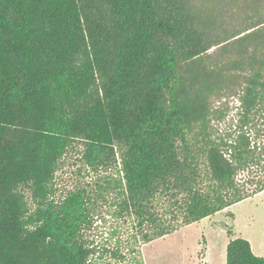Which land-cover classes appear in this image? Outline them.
<instances>
[{"label":"trees","instance_id":"obj_1","mask_svg":"<svg viewBox=\"0 0 264 264\" xmlns=\"http://www.w3.org/2000/svg\"><path fill=\"white\" fill-rule=\"evenodd\" d=\"M221 94L238 97L240 116L212 136L211 121L225 115L211 98ZM194 129L205 174L185 138ZM77 139L92 170L119 150L117 214L136 219L144 242L174 232L178 213L187 225L264 191V13L239 30L192 0H0V264H100L83 235L93 224L84 189L52 197ZM244 171L257 179L238 181ZM157 194L173 205L168 217L155 210ZM225 264L264 256L238 236Z\"/></svg>","mask_w":264,"mask_h":264},{"label":"rangeland","instance_id":"obj_2","mask_svg":"<svg viewBox=\"0 0 264 264\" xmlns=\"http://www.w3.org/2000/svg\"><path fill=\"white\" fill-rule=\"evenodd\" d=\"M192 3L204 16L222 20L228 27L239 30L251 27L264 13V0H192ZM232 89L239 87L236 85ZM211 101L213 109H222V115H225L222 119L211 121L209 130L212 136L233 131L240 116L238 97L221 94L218 98L212 97ZM185 138L194 146L201 173L205 174L206 148L201 136L194 129L186 132ZM256 141L257 144L263 142L262 139ZM83 149V142L77 139L63 154L52 180V197L60 199L68 191L84 189L93 224L89 230H84L83 235L89 244H97L99 252L104 254L100 264H125L108 256L107 251L116 247L128 259L134 257L142 264H224L227 240L231 230L238 229L248 237L253 252L264 256V191L187 225L181 224L182 216L178 213L174 232L144 242L141 233L146 230L138 226L136 219L131 215L120 217L117 214L122 175L119 150H115L116 162L113 165L92 170L82 159ZM254 172H239L237 180L249 183L247 179L255 180L258 177V173ZM206 181L203 178V182ZM18 190L23 193L32 211L34 203L30 189L22 184ZM154 206L161 218L168 217L173 208L162 194L156 195Z\"/></svg>","mask_w":264,"mask_h":264},{"label":"crops","instance_id":"obj_3","mask_svg":"<svg viewBox=\"0 0 264 264\" xmlns=\"http://www.w3.org/2000/svg\"><path fill=\"white\" fill-rule=\"evenodd\" d=\"M243 237V238H246L247 240H248V237L247 236H245L244 234H243V232L241 231V230H235V231H232L231 230V234H230V236H229V238H234V237ZM229 240V239H228ZM227 240V241H228ZM253 251V250H252ZM257 255V254H256ZM224 264H225V262H224Z\"/></svg>","mask_w":264,"mask_h":264}]
</instances>
